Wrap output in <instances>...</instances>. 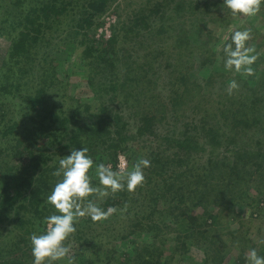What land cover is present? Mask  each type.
Segmentation results:
<instances>
[{"label":"rangeland","instance_id":"374dc122","mask_svg":"<svg viewBox=\"0 0 264 264\" xmlns=\"http://www.w3.org/2000/svg\"><path fill=\"white\" fill-rule=\"evenodd\" d=\"M45 1L0 0V194L15 200L0 204V264H32L30 237L47 225L28 185L47 183L38 202L55 214L53 172L76 129L94 164L151 166L134 192L95 201L116 209L108 219L78 220L75 264H136L144 251L164 264L264 256V6L234 17L223 0H109L98 17L91 0H52L46 18ZM23 29L35 31L12 55ZM245 29L258 54L250 77L224 69V45ZM40 87L68 130L31 109Z\"/></svg>","mask_w":264,"mask_h":264},{"label":"clouds","instance_id":"9594fccd","mask_svg":"<svg viewBox=\"0 0 264 264\" xmlns=\"http://www.w3.org/2000/svg\"><path fill=\"white\" fill-rule=\"evenodd\" d=\"M264 0H223V7L232 16H257ZM251 32L248 29L234 31L231 43L223 47L224 69L241 76H253V65L258 59L254 47L249 46ZM231 90H237L239 84L232 80L228 84ZM151 166L149 159H140L126 172L114 171L111 166L103 163L94 164L87 148L72 150L63 158L59 157V168L53 172L62 179L57 182L48 196V203L56 210L55 214L45 218L47 225L42 234L30 237L32 264H75L70 256V237L76 232V223L80 218L87 217L93 222L108 219L116 212L109 207L106 210L98 206L97 200L103 201L110 195L126 190L134 192L145 182L144 169ZM99 186H93V173ZM95 198V199H93ZM247 264H264V256L258 255L255 249L247 254Z\"/></svg>","mask_w":264,"mask_h":264},{"label":"trees","instance_id":"16d2710c","mask_svg":"<svg viewBox=\"0 0 264 264\" xmlns=\"http://www.w3.org/2000/svg\"><path fill=\"white\" fill-rule=\"evenodd\" d=\"M56 1V0H55ZM54 1H45L42 4L41 12L44 14V16L48 17L49 16V12H50V8L49 6L51 5V3H53ZM110 2L109 0H91L88 4L87 7L90 8V10H93V12L95 14H98V17L101 16V14L106 12V9L109 7ZM54 8V7H53ZM65 12V8H62L61 13ZM36 15V13H33ZM32 15V14H31ZM31 15H28V18L32 17ZM46 17V18H47ZM89 17V15L87 16ZM86 17V18H87ZM40 17L36 16V19H39ZM84 19L82 21V23L84 24H88V20ZM83 25V24H81ZM35 31V29L33 30H28V31H21L16 38L13 39L12 42V55L15 54V51L17 49L23 48V44L26 43L27 41L29 42V37L31 36V33ZM37 32V31H36ZM22 45V46H20ZM23 51V49H22ZM45 87H40L36 93L30 97L28 99V102L30 103L31 109L33 111H35L37 113L38 116H40L43 120H50L51 122H53V124H59L62 127H67V123L69 122V119L67 118H61L59 117L55 111L53 110V108L50 106L48 99H47V93L45 91ZM66 130H68L66 128ZM77 131L72 132L71 135H69V146H67V148L70 149H80V148H86L88 146H91V143L88 141L86 142V144H84L83 140L81 139V134L80 131L82 129H76ZM91 131V130H89ZM91 134V132L89 133ZM33 168H38V163L32 165V169ZM31 169V167L29 168V170ZM28 181H30V179H28ZM44 182V181H43ZM41 182V183H43ZM47 184V183H46ZM46 184L40 185V186H33L32 184L28 185V191H29V200L30 202V208L32 209L34 215L36 214L37 219H38V215L39 214H44V211L46 212V214L44 216L48 217V208L47 206L43 207V209H41V205L40 204H44V203H40L38 202V200L41 197V191H44V189L42 187H44ZM8 198H10L9 195H7L6 190H3L0 194V204L4 203H13L15 200L14 198H12V201H9ZM8 200V201H7ZM48 211V212H47ZM210 219V221H212L211 224H214L216 221V217L215 216H209L208 220ZM190 229H187V232ZM149 252L144 251L142 253H139L138 257L136 258V264H164L161 260H159V258L153 256V258L149 257ZM135 263V262H134ZM8 264H14V263H8ZM17 264V263H16ZM21 264V263H20Z\"/></svg>","mask_w":264,"mask_h":264}]
</instances>
